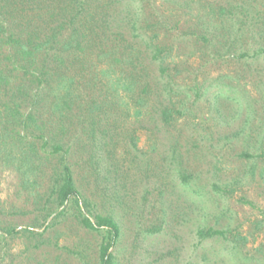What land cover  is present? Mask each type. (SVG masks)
Wrapping results in <instances>:
<instances>
[{
    "label": "rangeland",
    "instance_id": "rangeland-1",
    "mask_svg": "<svg viewBox=\"0 0 264 264\" xmlns=\"http://www.w3.org/2000/svg\"><path fill=\"white\" fill-rule=\"evenodd\" d=\"M83 1L5 8L20 30L59 23L63 40L74 27L80 45L53 50L41 85L13 73L0 105L15 99L57 133L51 104L72 82L68 161L119 225L114 264H264V0ZM45 156L33 172L0 153V264H99L104 230L71 212L46 220L58 159Z\"/></svg>",
    "mask_w": 264,
    "mask_h": 264
},
{
    "label": "trees",
    "instance_id": "trees-1",
    "mask_svg": "<svg viewBox=\"0 0 264 264\" xmlns=\"http://www.w3.org/2000/svg\"><path fill=\"white\" fill-rule=\"evenodd\" d=\"M13 1L18 2L19 0H0V93L10 86L11 78L15 72L24 75V79H27L28 75L36 77L37 82L41 85L45 64L47 59H50L53 50L66 52L74 46L80 45L78 39L74 38L77 33L74 27H70L68 38L63 40L59 38L60 33L67 25L58 27V23L46 35L26 27L22 30L18 29V26L14 25L15 13L9 14L8 11H5V8L9 7L11 12L17 11V8H13L15 5ZM77 3L78 10H83L85 1L78 0ZM80 12H77L76 17L80 15ZM221 12H226L222 13L224 15L231 12V9L220 7ZM6 15H9L10 18H7ZM151 36L157 41V33H153ZM163 51V47L155 45L152 52L153 57L162 59ZM257 54L262 55L264 59V49L259 50ZM69 84L57 86L58 92L61 90L65 92L63 96L56 93L55 100L51 104L52 111L60 122L57 133L47 124L50 122L39 120L34 112L23 113L19 101L15 99L1 100L0 153L7 164L13 161L15 153L17 156L14 158V163L17 161L15 168L19 170L24 168L26 171L33 172L35 171L34 167L40 166L42 152L46 153L44 158H49L50 155L57 157L58 166L55 168L57 171L52 173L51 194L48 207H46V218L48 219L46 220L55 221L67 212H71L82 227L94 231L104 230L105 236L99 245V264H114L111 248L120 236L119 225L111 215H102L94 210L93 201L76 186L73 170L68 161L74 137L69 135V129L60 119L67 116L65 111L72 110L73 93L70 91ZM126 88L130 91L129 87ZM162 114L164 117L168 116L169 110H164ZM30 130L39 131V144L28 140L27 134ZM197 233L200 237L224 236V231L215 229L198 230Z\"/></svg>",
    "mask_w": 264,
    "mask_h": 264
}]
</instances>
